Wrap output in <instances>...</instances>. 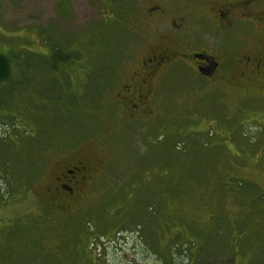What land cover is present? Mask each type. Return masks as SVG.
<instances>
[{
	"label": "rangeland",
	"instance_id": "374dc122",
	"mask_svg": "<svg viewBox=\"0 0 264 264\" xmlns=\"http://www.w3.org/2000/svg\"><path fill=\"white\" fill-rule=\"evenodd\" d=\"M123 1L0 0L12 62L0 84V264L263 262L264 72L251 66L264 4L250 29L194 18L208 38L145 48L131 30L141 5L173 4L179 20L188 2ZM152 49L178 59L150 81L139 66ZM204 50L220 62L211 79L184 57ZM243 73L259 81L245 88ZM136 76L139 111L127 99ZM89 158L100 169L83 200L54 202L58 170Z\"/></svg>",
	"mask_w": 264,
	"mask_h": 264
},
{
	"label": "flooded vegetation",
	"instance_id": "af4514ba",
	"mask_svg": "<svg viewBox=\"0 0 264 264\" xmlns=\"http://www.w3.org/2000/svg\"><path fill=\"white\" fill-rule=\"evenodd\" d=\"M172 1V0H171ZM188 2L186 4V8L188 9L189 15L192 17H185L179 16V20L174 17L175 13H171L170 6H168L167 2L164 4L163 8L161 5L152 4V3H145L141 5V16L136 21L135 25H132L131 30L137 32L141 36V41H147V45L145 48H151L152 44L159 43L161 40H167L169 37H183L182 39L190 40L191 38L198 36L203 32L199 38L204 39L206 36L204 30H195L194 25L192 24L193 19H198L200 25L207 26H221V24L225 23L227 26H223L226 28L235 29L239 27V25L244 24H256L255 16H256V6L260 4H264V0H185ZM174 4H177V1L173 0ZM152 4V5H150ZM209 6V8H207ZM257 6V8H258ZM199 10L198 13L194 14L195 11ZM264 11V10H263ZM160 19L161 21H167V29L162 28L159 25V22L156 20ZM172 22V24L170 23ZM198 24V23H197ZM198 24V25H199ZM261 25V23H260ZM202 28V26H201ZM246 28L250 27L247 25ZM140 31V32H138ZM174 34V35H173ZM194 34H197L194 36ZM264 34V29H263ZM176 35V36H175ZM205 38H208L207 36ZM144 43V42H143ZM141 42V44H143ZM256 51V53H260L261 56L258 59H253V67L259 74L264 72V45H260L258 47L253 46L254 48H260ZM144 49V48H143ZM142 49V50H143ZM255 53V54H256ZM254 54V55H255ZM201 55L206 56L207 58L214 60L217 62V69L214 75L211 77H215L219 70H220V62L217 61L208 50L204 51H193L190 56H184L186 61L193 63L195 66L194 69L200 74V68L207 66V62L204 60H199L195 58V56ZM171 56L163 54L160 50L152 49L151 51L148 50L146 53L143 54L140 68L142 70L149 71L147 75H149V80L152 81L155 76L160 72V70L166 65V63L172 64L173 62L177 61L178 58L170 59ZM182 59V58H181ZM247 63L245 65L250 66L249 62L251 58L246 59ZM189 63V64H191ZM242 66V65H240ZM244 67V66H243ZM261 71L262 73H260ZM244 76L248 75L243 73ZM138 76V75H137ZM134 79L135 82L139 86H130L127 87L128 92V101H133L136 106V102L143 103L145 102V97L143 96L141 91V82L138 81V78ZM153 76V77H151ZM209 78V79H211ZM249 79V80H248ZM259 79L254 78L251 76H247V83H241L245 88H249L250 82H257ZM141 98H144L141 101ZM135 110H142L136 106ZM134 118V117H133ZM82 164V165H81ZM69 165V164H67ZM88 166V167H87ZM94 161L90 158L85 162L78 161L75 163V166H62L58 173L55 176V186L54 192H51V197L54 202L61 204L60 202L67 203L64 198H70V201L79 202L82 201L85 196V191L89 188L90 181L94 179L93 177V168H95ZM69 168H73V171H69ZM69 183L70 187L68 188V192H64L65 184ZM82 184L83 189L79 190L77 187ZM51 191V190H49ZM74 203V202H72Z\"/></svg>",
	"mask_w": 264,
	"mask_h": 264
},
{
	"label": "trees",
	"instance_id": "16d2710c",
	"mask_svg": "<svg viewBox=\"0 0 264 264\" xmlns=\"http://www.w3.org/2000/svg\"><path fill=\"white\" fill-rule=\"evenodd\" d=\"M124 3V1L123 0H118V7L120 8V7H122V4ZM122 9V8H121ZM122 17H120V19H121ZM124 21H125V19H123ZM120 22V21H119ZM139 35V34H138ZM140 36V35H139ZM141 37V36H140ZM53 53H52V59H53V62L55 61V60H58V59H61V61H62V59L63 58H60L59 57V50L58 49H56V47H54L53 48ZM23 59H25V60H27L28 58L27 57H22ZM11 64H12V62H11V59L7 56V55H5V54H3V53H0V84H4V83H6L7 81H9V80H11L10 78H11V76H12V67H11ZM47 63H46V59L44 58V60H43V66H45ZM188 145V144H187ZM181 151V150H180ZM185 154H186V152H185ZM171 156V155H170ZM171 158V157H170ZM187 162H189V158H188V160H187ZM94 164H95V168H93V172H92V174H93V177L95 176L96 177V172H98L99 170H97L98 168L100 169V165L98 166L97 165V163L96 162H94ZM4 177H7V174L5 173L4 174ZM4 177H2L1 176V179H3ZM4 179H6V178H4ZM95 179V178H94ZM94 179H92L91 181H90V184H89V187H91L92 185H93V181H94ZM79 208V207H78ZM151 208V209H150ZM153 208H155V204H153L152 206H150V207H147L146 206V208H145V212H146V214L148 213V212H151L152 210H153ZM151 213H156V211H152ZM74 213H72V214H69V216H71V215H73ZM155 216V215H154ZM89 224V223H88ZM143 224V223H142ZM89 227H90V224H89ZM219 255H222V254H225L224 252H222L221 251V253H218ZM225 259L223 260V261H221V262H218L217 264H234V261H233V255H232V253L230 254V253H228V254H226L225 255V257H224ZM212 259H215V258H212ZM214 261V260H213ZM254 264H257V263H254ZM258 264H264V261L263 262H261V263H258Z\"/></svg>",
	"mask_w": 264,
	"mask_h": 264
},
{
	"label": "water",
	"instance_id": "95a60500",
	"mask_svg": "<svg viewBox=\"0 0 264 264\" xmlns=\"http://www.w3.org/2000/svg\"><path fill=\"white\" fill-rule=\"evenodd\" d=\"M195 58L207 62V66L200 68V74L205 78H211L217 69V62L207 58L206 56L197 55Z\"/></svg>",
	"mask_w": 264,
	"mask_h": 264
}]
</instances>
